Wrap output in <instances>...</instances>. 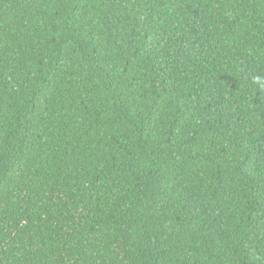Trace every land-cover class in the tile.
Returning a JSON list of instances; mask_svg holds the SVG:
<instances>
[{
	"label": "trees",
	"instance_id": "trees-1",
	"mask_svg": "<svg viewBox=\"0 0 264 264\" xmlns=\"http://www.w3.org/2000/svg\"><path fill=\"white\" fill-rule=\"evenodd\" d=\"M0 264H264V0H0Z\"/></svg>",
	"mask_w": 264,
	"mask_h": 264
}]
</instances>
